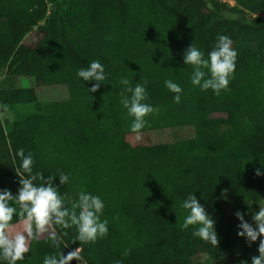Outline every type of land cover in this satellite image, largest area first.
<instances>
[{
	"label": "trees",
	"instance_id": "16d2710c",
	"mask_svg": "<svg viewBox=\"0 0 264 264\" xmlns=\"http://www.w3.org/2000/svg\"><path fill=\"white\" fill-rule=\"evenodd\" d=\"M32 32L38 41L24 43ZM218 35L230 36L238 55L228 89L214 95L191 84L182 55L191 43L207 55ZM97 59L107 78L89 94L94 82L76 71ZM0 77V110L13 114L0 120V189L15 194L19 187L15 152L23 148L33 173L69 176L65 185L53 183L70 209L88 192L103 200L101 220L108 221L107 236L95 242H74V228H57L68 247L53 246L46 234L17 264H42L45 255L76 247L81 264H193L220 253L226 259L212 264H239L258 254L259 238L251 245L237 238L234 214L252 224L264 199V176L254 174L264 168V0L233 7L218 0H0ZM16 77L65 85L68 97L40 101L34 88L13 86ZM122 77L133 86L146 82V102L159 108L139 140L119 104ZM165 79L182 87L181 103H173ZM156 131L171 135L160 148L148 141ZM191 192L215 221L216 248L193 237V226L181 229Z\"/></svg>",
	"mask_w": 264,
	"mask_h": 264
},
{
	"label": "clouds",
	"instance_id": "9594fccd",
	"mask_svg": "<svg viewBox=\"0 0 264 264\" xmlns=\"http://www.w3.org/2000/svg\"><path fill=\"white\" fill-rule=\"evenodd\" d=\"M232 39L228 35H218L215 44L207 55L192 43L182 55L183 64L191 66L190 82L200 91L211 90L214 95H220L228 89V85L236 68L237 51L232 47ZM76 77L84 83L94 82L86 91L95 93L106 80L105 66L100 60H92L86 67L76 71ZM122 89L119 92V104L130 118L128 131L140 139L139 133L147 124L146 117L159 112L147 103V90L145 83L136 82L133 86L128 78L122 77L119 81ZM164 87L173 93V103H181L183 89L171 79L163 81ZM18 161L14 168L19 178V187L15 194L9 189H0V264H17L25 259L29 252L30 243L47 234L52 245L61 247L62 236L66 232H57L60 229H75V241L95 242L108 234V221L101 220L104 210L103 200L88 192L78 193V201L67 206V194L58 191L53 181L58 178L59 185L69 182V176L63 172L59 175H49L45 178L42 173H33V157L31 153L25 154L23 148L15 152ZM257 177L264 176V168H257ZM39 180V183L35 181ZM222 197L226 199L224 192ZM252 203L248 205L251 211ZM258 212L251 217L250 224L244 219V214L235 212L237 225V238H242L248 245L259 238L257 255L250 261L241 260L239 264H264V199H261ZM181 207L185 210L181 229L193 226L192 236L199 238L207 246L216 248L219 240L215 231V221L206 212L193 192L183 200ZM79 209L77 213L75 209ZM15 221V222H14ZM82 249L76 247L66 255L61 251L57 255H45L42 264H70L75 260L81 264ZM127 250L124 255H127ZM119 264V261H116Z\"/></svg>",
	"mask_w": 264,
	"mask_h": 264
},
{
	"label": "rangeland",
	"instance_id": "374dc122",
	"mask_svg": "<svg viewBox=\"0 0 264 264\" xmlns=\"http://www.w3.org/2000/svg\"><path fill=\"white\" fill-rule=\"evenodd\" d=\"M48 11L49 12L52 11L50 4H48ZM37 41H38V37L33 32L28 34L24 39V43L26 44H34ZM11 84L15 87L34 88L37 98L40 101L65 100L68 97L67 88L65 85L42 86V85L35 83L31 79L23 78V77L13 78L11 80ZM12 119H13V114L11 111L7 109L0 110V120L1 121H4V120L12 121ZM170 139H171V135L169 131H156V132L150 133L148 141L150 142L151 145L157 146V148L158 147L160 148L163 144H165ZM222 207L225 213L229 215L231 212V202L224 201L222 203ZM225 259H226V255L224 253L218 254L214 260H209L204 255H200L194 258L193 264H212L215 261L225 260Z\"/></svg>",
	"mask_w": 264,
	"mask_h": 264
},
{
	"label": "built area",
	"instance_id": "2783aa9c",
	"mask_svg": "<svg viewBox=\"0 0 264 264\" xmlns=\"http://www.w3.org/2000/svg\"><path fill=\"white\" fill-rule=\"evenodd\" d=\"M220 3L233 7L235 5V0H218Z\"/></svg>",
	"mask_w": 264,
	"mask_h": 264
}]
</instances>
